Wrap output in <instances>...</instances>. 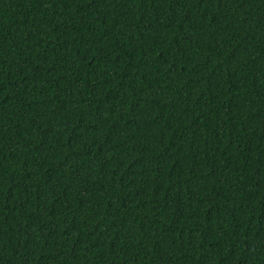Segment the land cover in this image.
Masks as SVG:
<instances>
[{
	"label": "trees",
	"instance_id": "obj_1",
	"mask_svg": "<svg viewBox=\"0 0 264 264\" xmlns=\"http://www.w3.org/2000/svg\"><path fill=\"white\" fill-rule=\"evenodd\" d=\"M0 264H264V0H0Z\"/></svg>",
	"mask_w": 264,
	"mask_h": 264
}]
</instances>
